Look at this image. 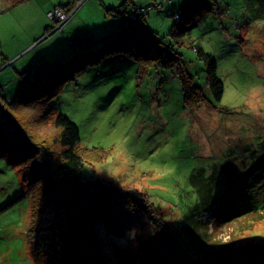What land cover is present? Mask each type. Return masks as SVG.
I'll return each instance as SVG.
<instances>
[{
	"label": "rangeland",
	"instance_id": "rangeland-1",
	"mask_svg": "<svg viewBox=\"0 0 264 264\" xmlns=\"http://www.w3.org/2000/svg\"><path fill=\"white\" fill-rule=\"evenodd\" d=\"M67 1L0 0V88L8 99L25 87L23 72L91 51L104 34L128 21L105 9L121 0H104L107 5L83 0L77 10H69L75 11L60 28L43 38L47 25H55L48 10ZM133 2L151 6L146 16L150 31L175 44L195 83L218 108L205 103L188 107L175 68L145 63L147 73L142 74L138 60L123 57L89 65L65 82L52 101L56 113L69 115L79 127L81 147L88 152L84 172L113 188L147 193L169 222L183 221L197 196L196 183L207 185L217 212L232 198L243 213L206 226L213 231L209 240L238 237V245L247 246L238 262L264 264V213L255 220L248 216L264 211V0ZM195 6L203 16L180 32L182 21L174 14ZM196 47L216 59L225 85L221 101L207 84L205 61ZM24 175L22 164L0 149V264H48L27 242L33 197ZM173 230L184 255L176 249L173 259L163 256L166 263L203 264L195 256L200 238L188 240L181 224ZM96 231L105 240L108 264H132L119 248L135 232L120 237L100 227Z\"/></svg>",
	"mask_w": 264,
	"mask_h": 264
},
{
	"label": "trees",
	"instance_id": "trees-1",
	"mask_svg": "<svg viewBox=\"0 0 264 264\" xmlns=\"http://www.w3.org/2000/svg\"><path fill=\"white\" fill-rule=\"evenodd\" d=\"M74 4V0H69L56 6H65L68 11L76 7L77 10ZM199 6L210 9L204 4ZM150 8V5L138 6L133 0L105 6L109 16H120L128 21L115 32L104 34L97 48L75 54L70 61L51 62L34 72H23L25 87L12 99L0 88V149L23 166L24 181L33 197L27 242L33 253L46 257L48 264H108L110 255L97 227L120 237L135 232L128 245L119 248L123 251L120 256L128 255L132 264H167L164 255L170 254L173 259L176 249L182 253L175 242H178L177 231L173 230L175 224H181L188 232V240L200 238L201 245L195 248V256L203 264L209 259V264H241L236 257L247 248L238 245L242 244L241 239L234 236L227 242L220 238L211 242L209 235L213 231L207 228L218 224L221 217L231 220L242 217L234 199H227V207L217 212L218 203H209L210 189L196 183L197 196L195 194L183 221L171 219L169 222L147 193L113 188L95 173L85 174L88 152L81 147L79 127L69 115L55 112L52 101L61 93L65 82L76 78L89 65L114 57L138 60L142 74L147 73L145 63L175 68L188 107L198 108L205 103L218 108L217 102L209 99L203 88L195 83L175 44L150 31L146 20ZM196 9L195 6L183 14H174L177 21H182L177 28L180 32L203 16V12L196 14ZM64 23L48 25L44 36L51 35ZM90 41L88 44H93V40ZM195 49L205 61L207 84L214 98L221 101L225 85L217 74L216 59L202 49ZM263 213L254 211L248 216H255L252 218L255 220ZM182 243L186 244L187 238L183 237Z\"/></svg>",
	"mask_w": 264,
	"mask_h": 264
},
{
	"label": "built area",
	"instance_id": "built-area-1",
	"mask_svg": "<svg viewBox=\"0 0 264 264\" xmlns=\"http://www.w3.org/2000/svg\"><path fill=\"white\" fill-rule=\"evenodd\" d=\"M83 0H76V6H79ZM72 13L68 11L65 6H56L48 11V16L51 17L55 22L64 23Z\"/></svg>",
	"mask_w": 264,
	"mask_h": 264
},
{
	"label": "crops",
	"instance_id": "crops-1",
	"mask_svg": "<svg viewBox=\"0 0 264 264\" xmlns=\"http://www.w3.org/2000/svg\"><path fill=\"white\" fill-rule=\"evenodd\" d=\"M68 1H69V0H68ZM102 1H103L104 4H106V3L104 2V0H102ZM58 4H59V3H58ZM56 5H57V4H56ZM56 5H55V6H56ZM106 5H107V4H106ZM113 5H116V4H113ZM107 6H109V5H107ZM49 10H50V9H49ZM49 10H48V11H49ZM47 26H48V25H47ZM46 28H47V27H46ZM43 38H45V37H43Z\"/></svg>",
	"mask_w": 264,
	"mask_h": 264
},
{
	"label": "clouds",
	"instance_id": "clouds-1",
	"mask_svg": "<svg viewBox=\"0 0 264 264\" xmlns=\"http://www.w3.org/2000/svg\"><path fill=\"white\" fill-rule=\"evenodd\" d=\"M50 34V33H49ZM48 36V35H47Z\"/></svg>",
	"mask_w": 264,
	"mask_h": 264
}]
</instances>
